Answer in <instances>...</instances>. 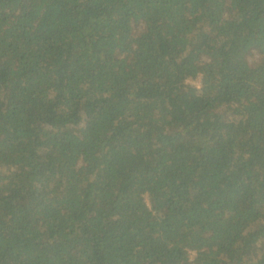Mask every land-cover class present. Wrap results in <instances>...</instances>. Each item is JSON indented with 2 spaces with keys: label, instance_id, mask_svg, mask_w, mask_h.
Masks as SVG:
<instances>
[{
  "label": "trees",
  "instance_id": "16d2710c",
  "mask_svg": "<svg viewBox=\"0 0 264 264\" xmlns=\"http://www.w3.org/2000/svg\"><path fill=\"white\" fill-rule=\"evenodd\" d=\"M0 264H264V0H0Z\"/></svg>",
  "mask_w": 264,
  "mask_h": 264
},
{
  "label": "rangeland",
  "instance_id": "374dc122",
  "mask_svg": "<svg viewBox=\"0 0 264 264\" xmlns=\"http://www.w3.org/2000/svg\"><path fill=\"white\" fill-rule=\"evenodd\" d=\"M201 78H197L195 80H192L193 83L195 84H200Z\"/></svg>",
  "mask_w": 264,
  "mask_h": 264
}]
</instances>
